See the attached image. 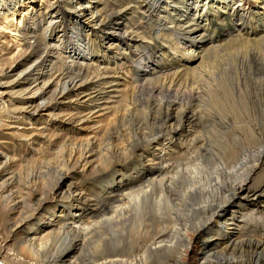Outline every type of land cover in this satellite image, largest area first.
<instances>
[{
	"label": "bare ground",
	"instance_id": "obj_1",
	"mask_svg": "<svg viewBox=\"0 0 264 264\" xmlns=\"http://www.w3.org/2000/svg\"><path fill=\"white\" fill-rule=\"evenodd\" d=\"M69 1L73 3L70 8L63 5V1L49 2L46 7L50 9L45 14L48 23L42 34L32 30V37L25 38L19 47L24 52L34 43L43 41L40 43L44 46L42 54L26 59V51L16 52L18 56L0 68V103L7 101L9 86H18L21 89L16 94L25 103L21 109L31 118L56 108L55 105L67 103V119H79L83 123L89 119L83 114L84 110H89L90 106H103L98 103L102 87L108 85L110 92L115 93L121 87L119 79L123 74L138 72V83L133 92L136 96V92L152 85L147 81L157 77V72H160L158 77L163 78L162 86L169 84V88L178 86L189 72L204 73L206 55L215 44L212 40L206 44L203 39L207 28L200 32L199 27H194L184 33L159 25L155 33L160 46L145 60L133 48L134 40L126 30L123 20L126 7L104 15L98 6L101 0ZM214 1L187 0L179 7L184 10H177V15L191 16L189 21H198ZM43 2L45 0H0V28L4 26V20L16 19L18 14L22 16L23 9L37 8ZM259 3V0H236L232 14L241 33L238 40L248 44L246 54L237 56L235 74L244 78L247 75L250 82L251 105L247 109L252 115L244 118L240 125L245 122L252 134L262 135L264 12L255 10ZM262 8L264 10V6ZM104 20L113 24L108 31L110 41L102 40L97 53L91 35L101 31V25L106 23ZM61 22L65 33L58 35L56 29ZM180 24L184 25L183 22ZM113 40L124 41L126 56L115 51ZM108 42L110 44L106 45ZM74 43L75 47L72 46ZM49 48L53 53L51 57L46 55ZM53 56L54 63L50 62V59L54 60ZM62 57L66 60L56 68ZM134 62L140 65L138 71L134 69ZM89 74L94 75L88 78ZM12 76L16 77L10 82L4 81ZM152 87L159 89L160 86ZM46 96L51 98L47 106L39 103ZM77 102L82 108L77 107ZM178 106L179 100L175 98L166 103L164 114L160 112L152 119L130 118V132L124 130V155L145 153L152 142H157L168 132L177 136L182 134L180 119L188 120L192 112L191 106L185 105L179 108L181 115L177 116ZM136 108L137 104L133 103L126 117L129 118ZM228 122L234 124L233 131L241 130L234 117ZM214 141L216 145L205 142L191 159L160 160L137 182L116 186L111 190V200L102 205L99 214L92 213L93 216L84 215L89 199L83 190L66 195L75 171L92 164L89 160L93 154L91 147L83 148L85 151L81 149L79 155L73 149L54 164L40 165L24 181L22 173L15 168L12 155L5 153L0 145V207L8 215L5 226L8 235L0 233V263L79 264L83 259L82 250L90 246L94 253L88 252L83 260L87 258L91 264H264V237L248 241L249 253L245 258L221 253L237 246L239 219L245 217L246 209L263 203L264 183L251 184L252 174L260 162L250 169L245 179H232L246 165L249 153L243 151L239 158H235V152L227 156L228 145ZM258 154L259 159L264 156V147ZM224 175L232 177L223 186V194L219 195L217 188ZM92 217L96 220L91 223ZM11 241L18 245H11ZM103 249H106L105 253L94 261L91 257Z\"/></svg>",
	"mask_w": 264,
	"mask_h": 264
},
{
	"label": "rangeland",
	"instance_id": "obj_2",
	"mask_svg": "<svg viewBox=\"0 0 264 264\" xmlns=\"http://www.w3.org/2000/svg\"><path fill=\"white\" fill-rule=\"evenodd\" d=\"M51 1L53 0H45L41 6L39 5L34 9L28 10L25 8L21 12L22 16L18 14L16 19H6L2 22L4 26L0 28V68L8 64L12 57L16 58L18 56L16 52H22L19 47L23 45L25 38L32 37L34 33L32 30L42 34L48 23L45 14L50 9L46 5ZM61 1L65 2L62 4L68 8L73 6V3L69 0H58V2ZM186 1L101 0L98 4L99 10L104 15L112 14L117 9L122 8L124 10L127 8L124 10L125 16L123 19L126 30L130 33V38L134 40L133 45L135 46L133 48L145 60L153 56L156 47L160 46V40H158L155 33L159 25L181 30L184 33L194 27H199L200 32L207 28V34L203 39L206 44L211 40L215 44L214 49L206 55L204 73L189 72L186 76L184 75V79L181 83H178V86L177 84L170 88L167 87L169 84L162 86L163 78H159L160 72H157L155 74L157 77H151L147 83L161 88L153 89L152 85H148L147 88L145 87L136 92L135 96L133 92L138 83L136 82L139 77L138 72L123 74L122 78L119 79L123 85L121 84V87L115 93L110 92L111 87H108V85L102 87L98 103L103 104V106L101 108H98L97 105L90 106L89 110H84L86 112H83V114H87L86 118L89 119L83 123H80L79 119L74 121L67 119V103L55 105L56 108L40 112L31 118L26 111H23L24 109H21L25 107V103L23 98L16 94L21 88L9 86L6 94L7 101L0 103V114L2 115L0 118V145L5 153L12 155L16 170L23 175L22 180L27 181L28 175L40 165L47 162L54 164L60 161L64 158L63 156L68 155L73 149L79 155L82 150L85 151L86 148L91 147L93 154L89 160H92V164L86 168L79 167L75 171L70 180L73 183H71L70 191L66 195H69L71 191L83 190L89 199L84 215L93 216L92 213L99 214L102 205L111 200L113 197L110 196L111 190L115 189L116 186L122 185L124 187L126 184L137 182L140 177L148 174L151 167L157 166L156 163L160 160L176 162L181 159H191L202 149L205 142L215 144L214 139H216L217 143L223 146L228 145L227 156L235 152V158H239L243 151L249 153L246 165L232 179L239 181L245 179L250 169L260 162L252 174L251 184L256 186L264 183V156L259 159L258 154L259 150L264 147V134H252L245 122L240 125V122L252 113L247 109L251 105L250 82L247 75L244 78L240 77L239 74H235V67L238 63L237 56L242 54L244 56L248 46L247 43H240L242 41L238 40L241 33L232 14L236 0L211 2L210 6L203 12L204 16L193 22L189 21L192 18L191 16L177 15V10L183 9L179 7H183ZM259 1L260 3L255 6V10L263 14L264 0ZM104 15L101 16L104 17ZM174 18H183L184 20L181 22L184 25L180 24L179 19L175 21ZM108 20H104L106 23L103 26L101 25L100 32L91 35L95 40L93 47L96 51L102 40L110 41L107 38L108 31H111L110 28L113 24L111 25ZM10 24L13 25L8 27ZM58 24L60 26L56 29L57 34L65 33L64 24L62 22ZM16 29H19V33H16ZM121 40H113L112 46L116 47L115 51L126 56L127 53L123 50L124 41ZM73 41L75 40L73 39ZM40 43H43V41H40ZM40 43H34L31 47L26 48V59L28 56L34 58L43 53L44 46ZM75 44L72 46L75 47ZM108 44L110 42L106 43V45ZM25 51L22 53H25ZM46 55L50 57L53 55L50 48L47 50ZM53 59H50V62L54 63L56 61L54 56ZM65 60L66 58L62 57L56 68ZM136 60L138 61L139 58H136ZM102 65L106 66V64ZM133 66L137 71L140 69L139 63L134 62ZM90 75L92 77L94 74H89V77H87L90 78ZM15 77H7L4 81L10 82ZM158 83L160 84L158 85ZM129 84L130 87H127ZM175 98L179 100V106L175 112L177 116L181 115L179 108L185 105L191 106V117L188 120L180 119L184 132L179 136L173 135V132H168L161 135L157 142H152L145 149V153L131 152L124 155L123 146L126 139L124 138V130L130 132L128 124L131 121L129 119H152L160 115V112L164 114L166 103ZM50 100V96H46L39 103L47 106ZM78 102L80 103L79 100ZM78 102L77 107H81ZM133 103L137 104V108L127 118L128 108ZM230 107H236V109L229 110ZM233 117L236 123L238 122L237 124L241 126V130H232L235 128L234 124H230L228 120ZM231 177L227 175L222 177V183L217 188L219 195L223 194V186L230 181ZM244 216V220L240 218L238 222L240 235L237 246L232 250L221 252L226 256L238 259L245 258L249 253L248 241L264 237V201L260 206L246 209ZM93 220H96V218L92 217L91 223L94 222ZM7 222L8 215L0 207V233L5 236L8 235V230L5 228ZM92 240L95 241L96 238H92ZM10 244L18 245L14 241H11ZM90 248V246H86L82 250L83 259L88 252L94 253V250ZM105 251L106 249L100 250L91 258L95 261ZM83 259L79 260V264H91L87 261V258L86 261Z\"/></svg>",
	"mask_w": 264,
	"mask_h": 264
}]
</instances>
